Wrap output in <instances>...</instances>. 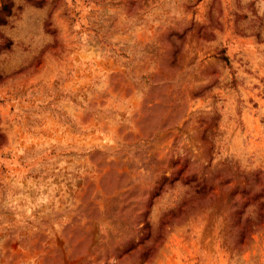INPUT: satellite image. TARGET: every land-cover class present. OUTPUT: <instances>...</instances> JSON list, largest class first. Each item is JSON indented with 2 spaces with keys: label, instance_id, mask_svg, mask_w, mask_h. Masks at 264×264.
Segmentation results:
<instances>
[{
  "label": "rangeland",
  "instance_id": "1",
  "mask_svg": "<svg viewBox=\"0 0 264 264\" xmlns=\"http://www.w3.org/2000/svg\"><path fill=\"white\" fill-rule=\"evenodd\" d=\"M0 264H264V0H0Z\"/></svg>",
  "mask_w": 264,
  "mask_h": 264
},
{
  "label": "trees",
  "instance_id": "2",
  "mask_svg": "<svg viewBox=\"0 0 264 264\" xmlns=\"http://www.w3.org/2000/svg\"><path fill=\"white\" fill-rule=\"evenodd\" d=\"M9 9H10V4H3L2 7H1V10L3 12H6V13H9ZM221 59L223 61H225V62L227 61V57L226 56H221Z\"/></svg>",
  "mask_w": 264,
  "mask_h": 264
}]
</instances>
